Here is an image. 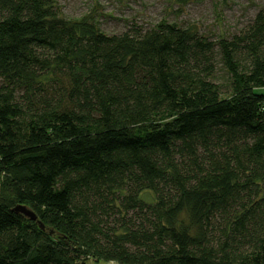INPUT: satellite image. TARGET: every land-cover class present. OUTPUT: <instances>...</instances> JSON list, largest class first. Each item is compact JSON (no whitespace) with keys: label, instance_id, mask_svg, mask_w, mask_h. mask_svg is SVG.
Returning a JSON list of instances; mask_svg holds the SVG:
<instances>
[{"label":"trees","instance_id":"16d2710c","mask_svg":"<svg viewBox=\"0 0 264 264\" xmlns=\"http://www.w3.org/2000/svg\"><path fill=\"white\" fill-rule=\"evenodd\" d=\"M99 16L0 0V264H264V4L216 41Z\"/></svg>","mask_w":264,"mask_h":264},{"label":"rangeland","instance_id":"374dc122","mask_svg":"<svg viewBox=\"0 0 264 264\" xmlns=\"http://www.w3.org/2000/svg\"><path fill=\"white\" fill-rule=\"evenodd\" d=\"M63 16L77 18L91 9L99 11L100 28L106 33H119L132 24L144 28L162 18L178 25L196 27L200 34L211 41L238 33L263 7L264 0H54ZM218 82L223 83L224 73L217 69ZM30 137L42 143L46 135L41 128L31 127ZM11 151V146L0 145V155ZM143 198L152 196L147 192ZM92 264H118L97 262Z\"/></svg>","mask_w":264,"mask_h":264},{"label":"water","instance_id":"95a60500","mask_svg":"<svg viewBox=\"0 0 264 264\" xmlns=\"http://www.w3.org/2000/svg\"><path fill=\"white\" fill-rule=\"evenodd\" d=\"M13 210L22 213L23 215L27 216V217L30 218L31 220H35V218H36V217H35V214H34L31 210L27 209V208H26L25 206H23V205H17V206H15V207L13 208ZM39 226H40L41 228H43V225H42L41 223H39Z\"/></svg>","mask_w":264,"mask_h":264}]
</instances>
